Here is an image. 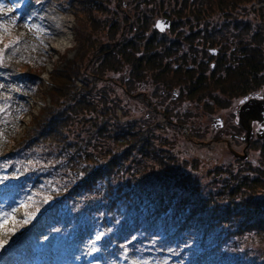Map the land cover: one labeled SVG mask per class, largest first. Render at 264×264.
<instances>
[{"label": "trees", "instance_id": "1", "mask_svg": "<svg viewBox=\"0 0 264 264\" xmlns=\"http://www.w3.org/2000/svg\"><path fill=\"white\" fill-rule=\"evenodd\" d=\"M0 1L4 6L11 2ZM14 1L19 4L23 0ZM184 1L178 14L186 8L191 11L201 7L202 0L187 6ZM206 3L223 14L251 4L264 18V0ZM77 4L76 0L22 4L21 16L32 19L42 30L41 16L46 8L70 14L78 23L74 35L80 54L64 68L52 71L51 87L44 92L49 105L32 116L27 131L19 133L17 121L3 123L0 119V208L9 203L25 204L22 218L16 219L12 210L0 218V225L6 218L10 223L8 230L0 231V244L7 245L0 264H74L76 260L87 264L88 254L97 264H156L158 260L165 264H264L242 259L240 246L253 234L256 240L264 238V214L256 219L246 215L251 209H260L264 199H254L249 185L243 187L247 194L239 195L240 186L227 187L220 194L231 200L240 198L236 205L232 201L220 203L212 196L189 198L184 191H199L197 182L182 173L174 176L160 156V169L152 166L147 171L154 181L142 183L137 156H156L148 140L149 130L128 124L123 113L116 114L121 108H112L96 89L105 72L116 73L125 67L134 76L147 71L152 82L185 91L188 100L210 99V104L204 102L208 112L224 108L228 99L245 97L264 85L261 36L240 48L236 65L225 69L224 75L205 76L204 67L180 69L161 60H144V55L128 51L125 45L99 44L101 27L92 14L99 5L84 0L82 6L88 12L82 17L81 4ZM114 31L111 25L107 31L111 40ZM35 49L26 47L24 51L38 57ZM86 53L94 62L89 72L82 70ZM34 62L39 64L22 63L29 72L17 76L0 65V81L7 89L20 80L25 85L23 94L31 95L37 74L32 69L43 65L40 60ZM0 90L4 91L1 83ZM119 92L128 91L120 88ZM217 93L225 97L223 102ZM25 113L26 104L16 117ZM257 252L264 255V248Z\"/></svg>", "mask_w": 264, "mask_h": 264}, {"label": "rangeland", "instance_id": "2", "mask_svg": "<svg viewBox=\"0 0 264 264\" xmlns=\"http://www.w3.org/2000/svg\"><path fill=\"white\" fill-rule=\"evenodd\" d=\"M26 1L32 3L33 0H23L22 3H16L18 5H11V2L15 3L11 0L5 6L3 1H0V13H5L4 17L0 18V65L7 67L12 75L17 76L29 72L22 63L38 65L39 62L34 61H43V65H35L32 69H35L32 72L37 74L36 76L33 74L36 80L31 95L23 94L25 85L20 80L7 89L4 82L0 81L4 88V91L0 90V119L3 123L17 121L19 133L28 127L32 116L49 105V98L44 92L51 87L52 71L64 68L73 56L80 54L79 43L74 35V32L77 33L78 23L70 14H62L52 7L46 8L41 16L45 28L42 30L36 23L31 22L32 19L27 20L21 16L22 4ZM94 1L99 5V10L92 13L101 27L97 33L99 44L113 42L125 45L128 51L144 55L142 58L150 62L161 60L162 63L180 69L197 70L204 67L205 76H222L225 69L236 65L240 48L247 41L256 38L255 36H261L264 51V18L260 17L251 4L241 5L232 13L223 14L215 12L207 5V0H202L199 10L188 11L186 8L178 14L182 0ZM191 1L197 3L196 0H185L184 3L186 2L187 6ZM76 3L77 6L81 4L80 16L86 17L88 9L84 10L82 6L84 0H76ZM48 10L58 13L65 21L61 24L55 23L58 17L48 18ZM164 18L168 20L169 26L159 32L154 28V24ZM50 25L57 27L58 31L65 30V40L62 44L58 43L60 33L55 35ZM63 25L65 27H62ZM111 25L116 29L112 40L107 34ZM26 47L36 48L35 51L40 52L36 51L39 56L33 54L35 58L32 57L30 51L25 53ZM211 50H214L215 54H211ZM4 55L7 57L4 58ZM91 60L90 54L86 53L82 57L83 71H91L94 63ZM120 88H125L128 92H119ZM96 89L105 95L112 108L114 106L121 108L116 109V114L123 113L130 121L128 124L149 130L148 140L153 149L152 154L156 156L150 158L137 156L138 179L142 183L152 180L147 172L149 167L153 166L154 170L160 169L157 159L160 156L169 164L174 176L182 173L197 182L199 191L193 193L184 191L189 198L212 196L220 203L232 201L236 205L240 198L231 200L228 195L220 194L230 186H240L239 195L243 192L247 194L243 187L249 185L251 191L253 190L254 199H264V139H256L254 132L257 126L253 125L246 145L245 133L236 124V111L242 98L228 99L225 101L226 107H216V110L208 112L204 102L210 104V99L202 102L188 100L184 97L185 91L180 92L178 88L169 90L161 84L152 82L147 71L134 76L125 67L120 72H105ZM251 94L264 99V85L259 91ZM216 96L221 102L225 99L220 93ZM24 104L26 115L17 118L16 113ZM229 149L241 157L244 155L245 158L233 156ZM23 206L25 204H7L0 208V218L11 210L16 219L22 218ZM263 210L264 202L260 209L257 211L251 209L246 215L256 219L261 212L264 214ZM9 224V218L3 220L0 231L8 230ZM257 239L253 234L252 238H244L240 245L243 248L241 257L247 262H264V255L257 252L264 248V238ZM6 248V244H0V255ZM232 250L235 255V248L232 247ZM91 256L88 254L87 264H97L90 259ZM165 263L166 261L158 260L156 264ZM74 264H81L80 260H76ZM134 264L140 263L137 261Z\"/></svg>", "mask_w": 264, "mask_h": 264}, {"label": "water", "instance_id": "3", "mask_svg": "<svg viewBox=\"0 0 264 264\" xmlns=\"http://www.w3.org/2000/svg\"><path fill=\"white\" fill-rule=\"evenodd\" d=\"M4 14L5 13H0V18L4 17ZM168 26L169 22L165 18L157 20L154 24V28L159 32L165 30V28H168ZM210 52L211 54H215L214 50H211ZM236 115V124L245 133L244 140L246 145H248L253 125L257 126L254 132L256 139L261 140L264 138V99L256 96L255 94H249L245 97H242L241 101L239 102V108L236 111ZM219 127H221V124H219ZM229 152L239 159L245 158L244 155L241 157L230 149Z\"/></svg>", "mask_w": 264, "mask_h": 264}, {"label": "bare ground", "instance_id": "4", "mask_svg": "<svg viewBox=\"0 0 264 264\" xmlns=\"http://www.w3.org/2000/svg\"><path fill=\"white\" fill-rule=\"evenodd\" d=\"M47 12H48L47 13V17L48 18H51L52 19V17H54V16H57L58 17V20L56 19L58 22L56 21L55 23L61 24V22H64L65 21V19L63 17H60V15L58 13H56V12H53V10H48ZM62 27H65V26L63 25ZM50 28H51V30H53V33L55 35H57V34L60 33V35H58L60 37L58 43L62 44V42L65 40V30L63 29V30L58 31L57 27H54V25H50ZM28 129H29V125L22 132L24 133Z\"/></svg>", "mask_w": 264, "mask_h": 264}, {"label": "flooded vegetation", "instance_id": "5", "mask_svg": "<svg viewBox=\"0 0 264 264\" xmlns=\"http://www.w3.org/2000/svg\"><path fill=\"white\" fill-rule=\"evenodd\" d=\"M264 139V138H263ZM263 139H261V140H263Z\"/></svg>", "mask_w": 264, "mask_h": 264}, {"label": "snow or ice", "instance_id": "6", "mask_svg": "<svg viewBox=\"0 0 264 264\" xmlns=\"http://www.w3.org/2000/svg\"><path fill=\"white\" fill-rule=\"evenodd\" d=\"M99 238V237H98Z\"/></svg>", "mask_w": 264, "mask_h": 264}]
</instances>
